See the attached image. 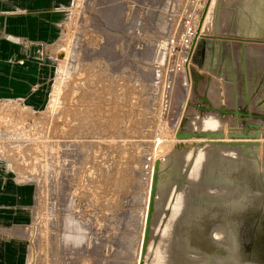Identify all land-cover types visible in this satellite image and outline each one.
I'll return each instance as SVG.
<instances>
[{"label":"rangeland","instance_id":"rangeland-1","mask_svg":"<svg viewBox=\"0 0 264 264\" xmlns=\"http://www.w3.org/2000/svg\"><path fill=\"white\" fill-rule=\"evenodd\" d=\"M259 1L62 6L0 85V264H264Z\"/></svg>","mask_w":264,"mask_h":264},{"label":"crops","instance_id":"crops-1","mask_svg":"<svg viewBox=\"0 0 264 264\" xmlns=\"http://www.w3.org/2000/svg\"><path fill=\"white\" fill-rule=\"evenodd\" d=\"M68 1L0 0V85L9 63L34 64L41 45L55 39L58 8Z\"/></svg>","mask_w":264,"mask_h":264},{"label":"bare ground","instance_id":"bare-ground-1","mask_svg":"<svg viewBox=\"0 0 264 264\" xmlns=\"http://www.w3.org/2000/svg\"><path fill=\"white\" fill-rule=\"evenodd\" d=\"M246 1V0H245ZM259 1V0H258ZM261 1V0H260ZM259 1V2H260ZM220 2V1H219ZM211 3V2H210ZM209 3V4H210ZM254 3V2H253ZM258 3V2H257ZM213 5V4H212ZM217 5V4H216ZM218 6H220V5H218ZM263 6L264 5H262L261 7H260V9H259V12H258V15L259 16H257V18H255L254 17V21L256 22V25L255 26H252V25H250V27H249V29L250 30H253V32L255 33V32H259L260 31V29H263V26H262V24L264 23V12H262V10L264 9L263 8ZM222 7H224V6H222ZM227 7V6H226ZM237 7V6H236ZM244 7H246V6H244ZM256 7V6H255ZM232 8V7H231ZM247 8V7H246ZM251 8V7H250ZM239 9V8H238ZM241 9H242V7H241ZM240 9V10H241ZM222 10V9H221ZM243 10H245V8L243 9ZM242 10V11H243ZM256 10H257V8H256ZM223 11V10H222ZM221 11V12H222ZM255 11V10H254ZM264 11V10H263ZM219 12V11H218ZM237 12V11H236ZM248 12V11H247ZM253 12V11H252ZM240 13V12H239ZM242 13V12H241ZM240 13V14H241ZM249 13V12H248ZM226 14V13H225ZM247 14V13H246ZM249 15V14H248ZM252 15V14H251ZM250 16V15H249ZM253 16V15H252ZM254 16H256V14H254ZM234 17V16H233ZM245 17V16H244ZM246 17H248V16H246ZM222 18V17H221ZM250 18V17H249ZM250 19H252V18H250ZM244 20V19H243ZM246 20V19H245ZM218 21V20H217ZM251 21V20H250ZM215 22V21H214ZM209 23V22H208ZM232 24H234V22L232 23ZM249 24V23H248ZM202 25L203 24H201V27H199V30L201 31V29H202ZM209 25V24H208ZM213 25H214V23H213ZM216 26H217V24H216ZM231 26H233V25H231ZM206 28V27H205ZM242 28V27H241ZM210 29V28H209ZM232 29H235V26H234V28H232ZM238 29H239V27H238ZM238 29H236V30H238ZM231 30V29H230ZM235 31V30H234ZM242 31H243V28H242ZM239 32V31H238ZM234 33V32H233ZM232 33V34H233ZM260 34V33H259ZM201 35H203V34H201ZM205 35V34H204ZM241 35V34H240ZM198 36V35H197ZM236 36V35H235ZM242 36V35H241ZM248 37V36H247ZM253 38V37H252ZM251 38V39H252ZM258 39V38H257ZM241 48V47H240ZM244 51V50H243ZM250 51V50H249ZM251 51H253V50H251ZM256 51H254V53H255ZM237 55V54H236ZM248 55V54H247ZM242 56V55H241ZM212 57V56H211ZM211 57H210V60H211ZM247 57V56H246ZM249 57H251V53H249ZM262 58V57H261ZM243 59V58H242ZM241 59V60H242ZM246 59V58H245ZM259 60V59H258ZM208 61V60H207ZM245 64H246V61H245ZM260 65H262V63L260 64ZM262 68V67H261ZM258 70V69H257ZM262 76V75H261ZM260 82H261V80H260ZM255 85V84H254ZM260 85H261V83H260ZM256 88H257V86H256ZM255 88V89H256ZM253 89V88H252ZM258 89V88H257ZM222 90H223V87H222ZM253 92V91H252ZM256 95V94H255ZM222 97V96H221ZM223 102V101H222ZM256 102V101H255ZM259 102V101H258ZM262 102V101H261ZM258 104V103H257ZM263 104V102L261 103V105ZM260 105V106H261ZM193 123V122H192ZM203 127H205V128H212V127H218L217 125H216V122H215V119L214 118H207V120H205L204 122H203ZM209 130V129H208ZM203 131H205V130H203ZM215 132V131H214ZM213 132V133H214ZM242 134H232L230 137H232V138H234V139H244V138H252V137H254V135H249V134H245V133H247V131H243V132H241ZM253 133H256V132H253ZM225 152H224V154H225V156H227V157H229V158H233L234 157V155H235V152H232V151H228V152H226V150H224ZM263 151H264V149H263ZM205 153V152H204ZM203 154V153H202ZM223 154V153H222ZM202 157V156H201ZM262 175L264 176V170L262 171ZM208 192H211V190L210 189H208L207 190ZM228 237H227V235L226 234H224L223 232H221V231H219V230H213V231H211V233L209 234V239L211 240V242H213V243H215L217 246H220V247H223V248H229L227 245H228V243H229V241H228V239H227ZM202 260H203V258H202ZM214 262H216V263H218V264H224V263H226L227 262V260H214Z\"/></svg>","mask_w":264,"mask_h":264},{"label":"water","instance_id":"water-1","mask_svg":"<svg viewBox=\"0 0 264 264\" xmlns=\"http://www.w3.org/2000/svg\"><path fill=\"white\" fill-rule=\"evenodd\" d=\"M201 24H202V20L199 22V27L201 26ZM199 32V28H198V30H197V33ZM204 49L202 48V52H201V55H200V57L202 58V57H204Z\"/></svg>","mask_w":264,"mask_h":264},{"label":"built area","instance_id":"built-area-1","mask_svg":"<svg viewBox=\"0 0 264 264\" xmlns=\"http://www.w3.org/2000/svg\"><path fill=\"white\" fill-rule=\"evenodd\" d=\"M62 8H63L62 6H59V8H58V9H59V10H61Z\"/></svg>","mask_w":264,"mask_h":264}]
</instances>
